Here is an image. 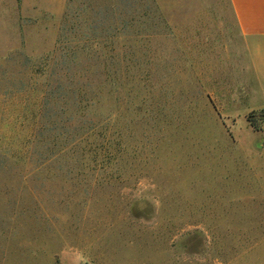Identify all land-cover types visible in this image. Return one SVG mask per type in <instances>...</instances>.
I'll use <instances>...</instances> for the list:
<instances>
[{
    "label": "rangeland",
    "instance_id": "374dc122",
    "mask_svg": "<svg viewBox=\"0 0 264 264\" xmlns=\"http://www.w3.org/2000/svg\"><path fill=\"white\" fill-rule=\"evenodd\" d=\"M137 1L0 0V264H264V96L230 9ZM67 12L70 42L109 24L117 79L63 76Z\"/></svg>",
    "mask_w": 264,
    "mask_h": 264
},
{
    "label": "trees",
    "instance_id": "16d2710c",
    "mask_svg": "<svg viewBox=\"0 0 264 264\" xmlns=\"http://www.w3.org/2000/svg\"><path fill=\"white\" fill-rule=\"evenodd\" d=\"M72 1L73 0H71V2ZM116 3L117 5L115 4V6H117V8H121L126 13L130 11L129 9H133L135 3L139 2H136V0H116ZM115 6L111 8H115ZM77 8L79 7H76L75 10H78ZM84 8H89L88 3L85 2ZM145 9H149L147 5H145ZM133 14H136V12H133ZM105 21L106 20L104 18L96 22L92 20L90 21V23L88 20H82V23L85 22V24H87L86 29L88 32L85 41L81 43L77 38H75V41L70 42L66 36L68 32V28L66 29V24L70 23L71 29L72 27L77 28L78 19L76 20L75 14L73 12H67V15L65 16L64 25L61 28L62 30L60 33V45L57 47V59L59 60L61 65H64L63 76L73 79L72 81L75 82L76 85H78V82H80L79 80L84 78L85 75H90V77L95 78L97 81H100V83L106 80H115L118 77L120 71L119 68L111 67V65L116 62L115 56L113 54H110V52L109 54H107L106 52L101 51L105 49L106 45L104 43H106V41H109L110 45H112V42L115 39L114 32H109L110 26H108L109 24L106 25L104 23ZM97 29L101 31V34L103 32L109 33L96 36L95 32L97 31ZM91 58L94 59L91 60ZM99 59L100 61H98ZM91 61H93L92 64ZM118 63L119 61L117 62V65ZM90 66L93 68L89 69ZM92 80L93 79H91V81L89 82H86L84 85L87 88V91L90 90L91 87L94 88L91 84ZM92 88L91 91H88V93L91 95V98H95L96 100L98 90H95V92ZM83 91L84 90L80 86L74 91V93L76 92L80 101L82 100L80 99V97L84 96L86 90L84 92ZM260 114L261 117H264L263 111H261ZM246 120L252 129H254L255 131L261 130V127H259V122L262 123L263 121L255 119L253 113H249L246 117Z\"/></svg>",
    "mask_w": 264,
    "mask_h": 264
},
{
    "label": "crops",
    "instance_id": "0c3cea01",
    "mask_svg": "<svg viewBox=\"0 0 264 264\" xmlns=\"http://www.w3.org/2000/svg\"><path fill=\"white\" fill-rule=\"evenodd\" d=\"M225 1L247 51L254 79L264 96V0Z\"/></svg>",
    "mask_w": 264,
    "mask_h": 264
}]
</instances>
